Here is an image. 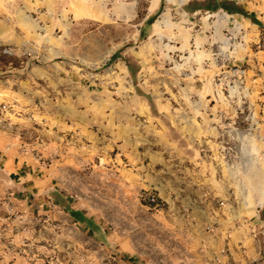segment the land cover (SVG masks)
<instances>
[{
	"label": "crops",
	"instance_id": "1",
	"mask_svg": "<svg viewBox=\"0 0 264 264\" xmlns=\"http://www.w3.org/2000/svg\"><path fill=\"white\" fill-rule=\"evenodd\" d=\"M84 1L0 0V264H88V240L103 246L105 238L121 237L117 230L105 235L100 222L65 193L71 189L70 173L81 168L86 151L111 161L117 171L124 164L121 171L132 172L140 189L155 193L162 208L141 204L142 211L174 235L185 231L214 238L237 220L247 230L258 226L261 247L246 241L242 254L247 257L240 264H264V127L251 144L247 132L242 136L245 123L239 114L244 106L256 120H264V0ZM225 7L248 12L258 24L228 14ZM167 13L184 26L193 52L184 49L175 59L163 60L172 63L166 70L178 86L175 102L156 97L152 106L129 94V100L88 103L87 90L93 85L122 94L135 91L136 81L146 83L151 59L116 58L111 66L115 70L107 76V68L89 73L95 80L88 81V72L71 54L72 46L85 45L73 37L74 24L112 17L133 22L141 14L139 38L147 37L149 29L154 31L149 36H155L157 18ZM166 23L160 29H170L169 19ZM24 42L44 45L37 60L19 53L2 55V48ZM173 42L178 49L183 46ZM201 49L205 56L199 58ZM241 66L242 105L235 73ZM107 78L113 83L103 85ZM150 89L143 88L147 93ZM2 105L11 108L5 112ZM37 131L46 135L44 144L38 138L28 142ZM225 145L241 147V154L234 150L225 159ZM49 157L50 162L44 160ZM132 212L133 226L136 218L145 221ZM137 228L127 232L125 246L132 264H148L136 257ZM203 243L196 253L214 251Z\"/></svg>",
	"mask_w": 264,
	"mask_h": 264
},
{
	"label": "rangeland",
	"instance_id": "2",
	"mask_svg": "<svg viewBox=\"0 0 264 264\" xmlns=\"http://www.w3.org/2000/svg\"><path fill=\"white\" fill-rule=\"evenodd\" d=\"M95 1L85 0L84 3L93 5ZM90 16L93 17L94 15ZM159 16L158 18L155 16V19L158 20L155 30L157 34L149 36L150 33L154 32L149 29V31L146 30L147 37L140 34L141 39L138 38L136 30V24L142 18L141 14L133 22L122 19L116 20V17H112L103 23L92 19L77 20L79 22H76L73 26V37L85 40V45L72 46L71 54L73 61L88 72V81L90 79H92L91 81L95 80L89 73L101 72L107 68V73H104L107 76L111 73V70H115L111 69V66L116 58L127 61L145 56L151 59V68L146 74V83L142 84V82L136 81L135 91L132 90V92H126L127 94H122L115 92L114 87H101V89H98L97 86L93 85L91 89L87 90L88 103L97 99L109 101L129 100V94L135 99H141L152 106L156 97L166 102H175L173 92L178 86L175 84L173 74L166 70L169 69L172 63L170 64L169 61L165 63L163 60L165 57L169 58V56H171V59H175L177 55L183 54L184 49H188L191 54L193 52L189 48L188 32L185 31L182 24L174 23L177 22V18L171 20L169 13L160 14ZM167 19L172 25H168L170 29H160V25L166 24L167 26ZM170 39H172V43H170ZM173 41H178L183 46L178 49ZM238 50L242 52L241 48ZM260 50H264L263 42L260 43ZM79 53L80 60L78 58ZM196 53L199 58L205 56L203 49L198 50ZM238 68H242V66ZM132 69L136 72L138 67L133 66ZM100 81L101 79L97 80L99 83ZM108 81V85L113 83L107 78L103 79V85ZM144 87H152L151 92L147 93L143 90ZM38 127L42 129V126ZM245 128L243 125L241 129L243 138L247 136L246 131L244 133ZM36 138L39 139L40 144H44L47 140L46 135H43L41 131H37L34 133V137L28 138V142L33 144ZM252 138L254 139L253 135L247 137V141L251 144L256 142L255 140L252 141ZM247 148L250 150L253 149V146ZM241 149V147L237 150L234 148L240 154ZM83 156L85 162L81 164V168L76 167L70 173L71 189L65 193H71L74 204H77L79 208L100 222L98 227L104 229L103 233L105 235L110 231L117 230L121 236L118 240L113 241L105 238L103 246L95 240H88L86 251H84L88 264H132L133 258L125 246L127 243L126 236L128 231L137 226L140 229L137 228L138 233L136 235L139 255H135L140 262L143 261L148 264H240L242 259L247 257L242 254L247 249L245 247L246 241L252 239L256 247H261V243H258L257 246L259 235H261L258 234L259 227H254V231L247 230L239 220L234 223L229 221L225 229L230 230L225 232L223 230L216 231L214 238L204 237V239H201L200 234L194 233L193 236L192 232L185 231L182 236L168 232L165 226L160 224L158 218L146 219L147 215L142 211L141 204L156 209H161L162 204L160 201H158V205L148 202V195L156 196V194L140 189L138 178L132 175V172L121 171L124 169V164L120 165V168L123 167V169L117 171L111 161L99 159V154L95 155L90 151H86V155ZM46 159L50 162L51 158H44V160ZM130 199H139L141 203L137 201L133 204ZM132 211L138 215V219H145V221L138 222L139 220L136 218L135 226H133L130 221L133 216ZM148 213L153 212L149 210ZM205 241L209 243L214 251L212 253H201L200 251L196 253L198 245H204L203 242ZM231 245H234V248ZM263 248L262 243L261 249L264 252ZM71 249L74 252V248Z\"/></svg>",
	"mask_w": 264,
	"mask_h": 264
},
{
	"label": "built area",
	"instance_id": "3",
	"mask_svg": "<svg viewBox=\"0 0 264 264\" xmlns=\"http://www.w3.org/2000/svg\"><path fill=\"white\" fill-rule=\"evenodd\" d=\"M44 45H37L33 42H24L20 47H4L1 49V53L4 56L13 57L17 55L18 53L28 61L31 60H37L40 57L41 50L43 49ZM235 73L238 75L237 77V88L242 91V104H244L245 96L243 94L244 92V69L243 68H237L235 69ZM220 82V81H219ZM218 82V83H219ZM10 106L2 105L1 109L2 111H9ZM239 114L243 116V122L245 123V131L249 135H253L256 138H261L259 135L264 127V120H256L253 113L249 111V109L242 106L239 109ZM241 131V130H240ZM261 140H264L261 138ZM222 155L225 159H228L234 155V148L230 145H225L224 149L222 150ZM159 199L155 195H148V202L150 204H156L158 205ZM224 203H220L222 206Z\"/></svg>",
	"mask_w": 264,
	"mask_h": 264
},
{
	"label": "trees",
	"instance_id": "4",
	"mask_svg": "<svg viewBox=\"0 0 264 264\" xmlns=\"http://www.w3.org/2000/svg\"><path fill=\"white\" fill-rule=\"evenodd\" d=\"M224 10L230 15H232V14H241V15L245 16L246 18H249L250 20H252L253 23L258 24L257 21L246 11L238 12L237 10H234L231 7H225ZM141 38H142V36L140 35L139 39H141ZM72 214H74V211H72Z\"/></svg>",
	"mask_w": 264,
	"mask_h": 264
}]
</instances>
